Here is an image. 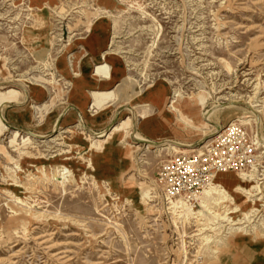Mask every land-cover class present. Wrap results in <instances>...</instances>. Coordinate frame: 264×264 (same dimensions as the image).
<instances>
[{
	"label": "rangeland",
	"instance_id": "rangeland-1",
	"mask_svg": "<svg viewBox=\"0 0 264 264\" xmlns=\"http://www.w3.org/2000/svg\"><path fill=\"white\" fill-rule=\"evenodd\" d=\"M0 264H264V0H0Z\"/></svg>",
	"mask_w": 264,
	"mask_h": 264
},
{
	"label": "bare ground",
	"instance_id": "bare-ground-1",
	"mask_svg": "<svg viewBox=\"0 0 264 264\" xmlns=\"http://www.w3.org/2000/svg\"><path fill=\"white\" fill-rule=\"evenodd\" d=\"M27 95V94H26ZM4 104H6V103H3L2 105H4ZM9 104V103H8ZM1 105V106H2ZM193 107V106H192ZM251 111H253V112H259V111H256V110H254L253 108H251L250 109ZM217 125V124H216ZM218 126V125H217ZM113 127V126H112ZM111 127V128H112ZM110 128V129H111ZM116 128V127H115ZM110 129H109V131H110ZM26 132V131H25ZM66 132H68V129L66 130ZM32 133V132H31ZM37 135V134H36ZM30 136V135H29ZM138 137V136H137ZM29 138V137H28ZM169 148H171V149H173L174 151H182V148H179L177 145H175V146H171V147H169ZM195 150V149H194ZM64 170L66 169V168H63ZM230 175V174H229ZM228 174L227 175H222V176H220L218 179H217V185H216V187L214 186V187H211V188H214L213 190H214V193H218V194H220V197H217L216 199H215V203H217V204H223V203H227V202H230V201H232L234 198L233 197H231L232 195L229 193V191H231V190H235V192H237V191H239V192H242L243 194L245 193V194H250L249 193V191L248 190H246V189H244L243 187H241V186H238V185H236V178L235 177H232V176H229ZM206 192H208L209 193V189L206 191ZM235 197V196H234ZM173 202V201H172ZM206 202V201H205ZM233 202V201H232ZM203 206H205V207H208L209 205H208V201L206 202V203H203L202 204ZM236 205V204H235ZM239 205V204H238ZM183 206H185V210H188V211H192V209H191V207H188V205H186V204H183ZM240 207H243V206H240ZM240 209V208H239ZM241 209H243V208H241ZM184 210V209H183ZM234 210H235V208H234ZM238 210L236 209L235 211H232L231 213H234V212H237ZM253 211V210H252ZM240 212V211H239ZM226 213H228V211L226 212ZM225 213V214H226ZM229 214V213H228ZM227 214V215H228ZM245 216V215H244ZM185 218V217H184ZM218 218V217H217ZM247 218V217H246ZM185 220V219H184ZM232 221H233V219H232ZM242 223V221L240 222V223H238V222H234V223H232V225H237V224H241ZM239 231H242V230H239ZM238 231V232H239ZM245 231V230H244Z\"/></svg>",
	"mask_w": 264,
	"mask_h": 264
},
{
	"label": "crops",
	"instance_id": "crops-1",
	"mask_svg": "<svg viewBox=\"0 0 264 264\" xmlns=\"http://www.w3.org/2000/svg\"><path fill=\"white\" fill-rule=\"evenodd\" d=\"M99 64L100 63H98L94 66V69H93L94 75H104V78L106 81H111L112 76H111V74L108 73V70H104L103 73H102V71H101V73L99 72L100 71L99 69H103ZM70 66L74 67V63L71 62ZM110 70L111 69H109V71ZM104 73H106V74H104ZM112 93H113V90H109V89L107 91H100L98 89H95V90L91 91L90 94H91V98H92L93 102H95L96 99H98L99 97H102V96H98L96 94H104L105 96H103V97H111ZM106 99H108V98H106ZM121 129L122 128L120 126H117L116 128H111L110 131H108V133H107V139H110V138L114 137L115 135H117L119 133V131H121Z\"/></svg>",
	"mask_w": 264,
	"mask_h": 264
}]
</instances>
